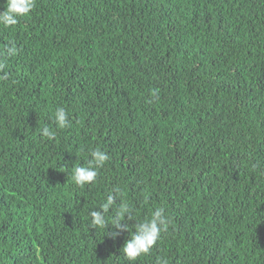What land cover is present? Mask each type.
I'll return each instance as SVG.
<instances>
[{
    "label": "trees",
    "instance_id": "1",
    "mask_svg": "<svg viewBox=\"0 0 264 264\" xmlns=\"http://www.w3.org/2000/svg\"><path fill=\"white\" fill-rule=\"evenodd\" d=\"M13 42L0 264H133L128 232L91 228L115 188L130 231L158 207L170 218L135 264H264V0H37L0 26V51ZM97 147L109 160L80 188L70 169Z\"/></svg>",
    "mask_w": 264,
    "mask_h": 264
},
{
    "label": "clouds",
    "instance_id": "2",
    "mask_svg": "<svg viewBox=\"0 0 264 264\" xmlns=\"http://www.w3.org/2000/svg\"><path fill=\"white\" fill-rule=\"evenodd\" d=\"M37 0H6L5 10L0 11V26L4 28H12L17 26L22 19L30 16L36 7ZM18 55L16 44L10 43L6 45L3 51H0V81L8 80L7 60ZM54 123L58 129H66L71 126V120L68 111L64 107H57L54 113ZM42 137L48 141H54L57 132L53 131L49 126L40 129ZM90 157L85 165H79L78 162L70 169L71 179L75 185L84 188L92 185L97 181L106 162L109 160L108 154L101 148L97 147L90 151ZM148 200V197H145ZM112 211L113 215L108 216ZM91 228L104 229L112 226L114 231L110 234L112 238H118L122 233L128 232V239L122 248L124 257L135 264L140 258L150 254L154 246L161 239L162 233L168 231L170 218L166 215L164 207H158L149 218L141 222H137L134 226L135 230L125 223L128 220H136L134 218V209L132 205L122 199L121 189L115 188L106 197V200L100 205L99 210L90 212ZM110 219V223H109ZM158 264H168L166 259H159Z\"/></svg>",
    "mask_w": 264,
    "mask_h": 264
}]
</instances>
